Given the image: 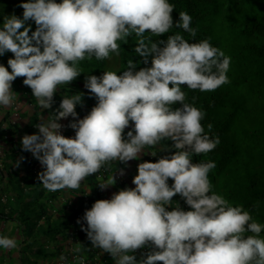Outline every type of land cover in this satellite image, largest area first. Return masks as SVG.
Returning <instances> with one entry per match:
<instances>
[{
    "label": "clouds",
    "instance_id": "1",
    "mask_svg": "<svg viewBox=\"0 0 264 264\" xmlns=\"http://www.w3.org/2000/svg\"><path fill=\"white\" fill-rule=\"evenodd\" d=\"M19 7L21 16L5 15L0 23V57L12 54L7 66L0 63V109L16 101L18 77H24L40 108L51 109L61 86L83 73L79 62L119 55L120 42L133 35L134 52L146 65L137 70L141 61L129 59L122 72L86 76L84 87L96 99L87 115L79 118L76 111L83 106V92L63 95L53 114L35 125L38 131L21 139L22 150L41 164L40 184L51 192L78 189L86 177L115 161L168 151L156 162L138 163L134 187L85 210L77 223L92 246L109 253L114 264H264V223L213 190L209 173L215 161L194 162L220 139L209 134L211 123L205 131V111L187 103L182 90L183 85L213 92L230 83L231 56L211 38L190 42L176 32L153 41L174 26L196 36L188 12H179L174 23L170 0H22ZM68 117L73 137L61 131L60 121ZM114 172L99 184L101 190L116 183ZM176 195L189 210L174 202ZM18 247L16 237L0 233V251ZM142 249L149 250L137 259Z\"/></svg>",
    "mask_w": 264,
    "mask_h": 264
},
{
    "label": "trees",
    "instance_id": "2",
    "mask_svg": "<svg viewBox=\"0 0 264 264\" xmlns=\"http://www.w3.org/2000/svg\"><path fill=\"white\" fill-rule=\"evenodd\" d=\"M21 3L22 0H0V23L5 15L21 16ZM170 3L175 5L172 12L174 23L181 11L192 16L191 27L197 30L196 36L193 38L174 26L161 37L152 36L153 41L166 40L167 35L176 32L190 42L211 38L213 46L221 48L232 58L228 72L230 83L213 92L191 90L182 85L186 102L205 111L202 121L205 131H209L207 125L211 123L213 127L209 134L220 139L212 152L195 157L194 162L215 161L216 167L209 173L213 190L223 194L234 206L243 205L253 219L264 223V0H170ZM28 23L35 30L34 22ZM120 43L119 55L79 62L83 73L69 85L61 86L54 96L50 115L58 108L63 95L83 92L84 98L90 97L84 87L86 76H100L108 70L122 72L129 59L141 61L137 70L146 66L134 52V35L127 38V43ZM10 56L9 52L0 57V63L7 66ZM23 79L18 77L14 82L24 87L27 95L35 101ZM171 143L165 141L167 145ZM173 200L189 210L179 195Z\"/></svg>",
    "mask_w": 264,
    "mask_h": 264
},
{
    "label": "crops",
    "instance_id": "3",
    "mask_svg": "<svg viewBox=\"0 0 264 264\" xmlns=\"http://www.w3.org/2000/svg\"><path fill=\"white\" fill-rule=\"evenodd\" d=\"M13 90L16 92V100L22 104L23 122L18 128L12 129L9 139L5 138L1 126L9 117L11 107L0 109V165L3 166V169L0 168V194H7L10 198L8 205H0V233L16 237L19 247L0 251V263L54 264L69 250L72 234L78 228L82 239L78 246H81L83 254L90 255L93 251L87 245V233L82 230L81 224H74V215L77 212L84 215L85 210L90 209L98 199H109L114 192L122 188L134 187L132 179L137 174V165L141 161H151L150 151L148 154H142L141 160L112 163L111 173L124 169V181L117 180L113 173L116 183L107 189L101 190L96 174H92L84 179L78 189L48 191L40 184L38 178H35L37 176L34 177V174L27 170L30 152L22 150L19 139L25 134L35 133V125L42 121L41 118L47 119L51 116V109L40 108L36 100L33 101L27 95L26 89L15 82ZM95 104V98H84L83 106L76 108L79 118L87 115ZM72 119L68 117L69 121ZM128 130L125 129V134ZM62 134L73 137L63 131ZM21 156L25 159L17 166L16 161L20 160ZM111 173L101 184L110 179ZM174 202L177 203L176 200ZM96 253L99 256L97 264H114L109 253L102 252L99 248ZM146 253L142 249L137 250L135 255L140 259Z\"/></svg>",
    "mask_w": 264,
    "mask_h": 264
},
{
    "label": "built area",
    "instance_id": "4",
    "mask_svg": "<svg viewBox=\"0 0 264 264\" xmlns=\"http://www.w3.org/2000/svg\"><path fill=\"white\" fill-rule=\"evenodd\" d=\"M22 122H23L22 104L20 101L16 100L11 106L9 117L6 119V121L2 123V126H1L4 132V137L9 139L12 129L18 128V126ZM41 122L42 121H39V123ZM69 122L70 121L68 120V118L61 119L60 123L65 126L64 128H62L61 131L68 133L70 136H74L75 131L71 129L70 127H67ZM37 131L38 129L35 127V133ZM21 139L22 138L19 139V143H21ZM40 166L41 164L39 163V161L36 160L30 153V159L26 166L27 170L34 175H38L40 172ZM0 168L3 169V166L0 165ZM109 173H111L110 166H105V168H102L100 172L96 173L97 180L99 181L100 184H101V181H103ZM114 174L117 180L124 181L123 175H120L119 172H116ZM9 200L10 198L7 194H0V205H4V204L8 205ZM51 201H50V204H51ZM6 210H9V209H6ZM82 217H83V214L81 212H77L74 215V224L75 223L77 224V220ZM81 223L84 224V227L87 226L86 222L81 221ZM79 232H80L79 228L73 232L72 237L70 239L69 247H68L69 250L63 255H61V256H64L66 259L61 260L59 258L54 264H80L81 259H83L84 264H97L98 263L99 256L96 253L97 248H94L92 246V243L88 239V236L86 237V241L88 242L87 245L89 249L92 250L93 252L90 255H87V254H83V252L81 251V246H78V243L82 242ZM76 249H79V251H76ZM148 250L149 249H144L145 252H147Z\"/></svg>",
    "mask_w": 264,
    "mask_h": 264
},
{
    "label": "rangeland",
    "instance_id": "5",
    "mask_svg": "<svg viewBox=\"0 0 264 264\" xmlns=\"http://www.w3.org/2000/svg\"><path fill=\"white\" fill-rule=\"evenodd\" d=\"M151 150H152V151H156L157 149H151ZM167 154H169V153H168V151H167L166 149H165V150H160V151H158V152H157V156H155V157H153V156L151 155V153H150V155H151V157H152L151 160H152V161H153V160L156 161L158 158H160V157H162V156H164V155H167ZM194 160H195V157H194ZM169 182H170V183L173 182V181L171 180V178L169 179Z\"/></svg>",
    "mask_w": 264,
    "mask_h": 264
}]
</instances>
